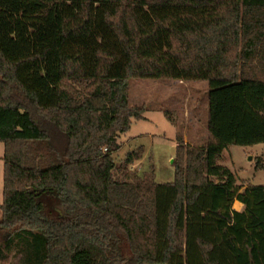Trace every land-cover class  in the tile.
I'll list each match as a JSON object with an SVG mask.
<instances>
[{"label": "trees", "instance_id": "1", "mask_svg": "<svg viewBox=\"0 0 264 264\" xmlns=\"http://www.w3.org/2000/svg\"><path fill=\"white\" fill-rule=\"evenodd\" d=\"M67 3L81 8L65 28ZM94 4L119 5L105 19L127 52L124 73L64 68L62 44L91 25ZM168 5L196 9L158 21L170 65L230 25L240 48L230 74L208 80L203 143L178 133L175 179L157 182L153 169H129L142 146L120 165L113 155L147 110L130 103L131 79L163 74L143 66L153 32L131 13L130 32L124 15ZM0 142V264H264V185L242 189L220 161L230 145L264 142V0H0Z\"/></svg>", "mask_w": 264, "mask_h": 264}, {"label": "rangeland", "instance_id": "2", "mask_svg": "<svg viewBox=\"0 0 264 264\" xmlns=\"http://www.w3.org/2000/svg\"><path fill=\"white\" fill-rule=\"evenodd\" d=\"M80 8L75 3L65 5V28L73 25V16ZM156 8L157 11H150L134 7L132 11L127 10L123 18L124 27L130 32H133L131 14L140 23L142 33L153 32L149 48L155 51L157 49V53L153 55L152 63L143 66L150 72L159 70L168 75L157 81L140 77H134L130 81V103L146 105L147 111H159L153 114L154 123L139 121L133 125L129 134H140L137 142L142 145L144 152L142 163L134 165L138 159L129 169L138 174L153 169L157 182H171L175 179L173 161L176 156V135L181 133L185 143L191 146L203 143L208 134L205 120L208 80L214 76L230 74L240 43L236 26L230 25L219 31L207 46H203L200 41H192L180 53L178 66L170 65V56L165 48L168 45V34L158 27V21L165 16L195 8L175 5ZM118 9V4L92 6L91 25L66 37L62 44L65 69L78 73V62H81L87 73H92L99 67L105 68L110 74L125 72L127 52L112 25L105 19V12L114 16ZM161 88L178 90L180 93H172L167 99L166 95L159 93ZM166 111L170 113L173 122L165 114ZM128 149V146L121 145L114 153L118 165L125 159ZM3 156L4 144L0 142V204L3 202ZM259 159L264 160V142L251 146L231 145L220 161L235 173L237 183L244 189L250 184L264 185V169L256 167ZM116 173L120 175L121 171ZM11 262L15 263L16 259H11Z\"/></svg>", "mask_w": 264, "mask_h": 264}, {"label": "crops", "instance_id": "3", "mask_svg": "<svg viewBox=\"0 0 264 264\" xmlns=\"http://www.w3.org/2000/svg\"><path fill=\"white\" fill-rule=\"evenodd\" d=\"M162 76H168L166 74H163V75H145V76H139L140 78H145V79H152L154 81H157L159 79L162 78ZM173 81H175V79H172ZM177 80H181V79H177ZM167 84H170L169 81H165ZM159 93L161 95H166L167 99L170 98V95H172V93H177L179 94L180 92L178 90H171V89H168V88H161L159 89ZM207 109H208V102L206 101V115H207ZM156 111H159V110H155L153 109V111H145L143 116H144V119H134L133 120V123H132V126L130 128V130L126 133H122L120 134L119 136V141L122 143V147H124L125 145L128 146V151L126 153H128L129 151L135 149L136 147H139V146H142V145H138V140H139V136L140 134H135V135H130V131L132 130V127L133 125L136 123V122H139V121H147V122H151V123H154V119H153V114L156 112ZM150 112V113H149ZM184 115V114H183ZM182 115V116H183ZM185 116V115H184ZM177 137V135H176ZM134 144V145H133ZM176 146H177V140H176ZM231 146V145H230ZM229 146V147H230ZM228 147V149H229ZM143 157V156H142ZM142 158L139 159L136 164L134 165H137V164H140L142 163L141 162ZM3 173H4V166H3ZM245 188V187H244ZM233 208L238 210V211H241L244 209V204L242 202H240L239 200H235L234 203H233Z\"/></svg>", "mask_w": 264, "mask_h": 264}, {"label": "built area", "instance_id": "4", "mask_svg": "<svg viewBox=\"0 0 264 264\" xmlns=\"http://www.w3.org/2000/svg\"><path fill=\"white\" fill-rule=\"evenodd\" d=\"M105 150H107V148H105Z\"/></svg>", "mask_w": 264, "mask_h": 264}]
</instances>
